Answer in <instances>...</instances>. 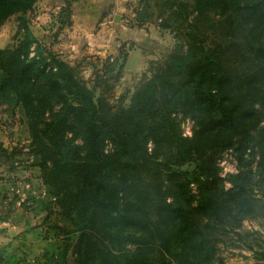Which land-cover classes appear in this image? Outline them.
I'll list each match as a JSON object with an SVG mask.
<instances>
[{
    "label": "trees",
    "instance_id": "obj_1",
    "mask_svg": "<svg viewBox=\"0 0 264 264\" xmlns=\"http://www.w3.org/2000/svg\"><path fill=\"white\" fill-rule=\"evenodd\" d=\"M38 1L0 0V27L15 17L20 35L0 50V105L21 109L28 154L65 225L52 264L70 249L73 264H224L220 245L233 236L252 251L238 230L264 220V0H138L133 21L156 10L174 45L125 105L107 97L123 48L91 66L89 88L30 30ZM225 152L236 172L222 178Z\"/></svg>",
    "mask_w": 264,
    "mask_h": 264
},
{
    "label": "rangeland",
    "instance_id": "obj_2",
    "mask_svg": "<svg viewBox=\"0 0 264 264\" xmlns=\"http://www.w3.org/2000/svg\"><path fill=\"white\" fill-rule=\"evenodd\" d=\"M76 1L78 0H73ZM138 7L137 5L132 9L133 13ZM34 10L27 15V18L30 30L39 43L55 54L57 51L61 52L58 54L59 57L76 67L80 78L89 88L93 86L91 66L96 65V62H93L95 60H92L95 51H81L76 55L69 53L68 50L62 51V47H66L65 44L70 41L68 35L72 31L65 29L60 31L57 27H49L50 25L33 27L32 22L36 16ZM147 15V19L141 24L135 23L134 17L124 16L125 27H108L107 31H101V27H96L95 35H89L96 37L100 32L99 34L102 33V36L106 37L105 40H109L108 35L111 33L112 38L120 45L115 48L116 43H112L111 40L108 44L107 42L104 44L106 46H99L100 51L106 50L103 58H117L120 48H123V53H127L122 75L117 82H111L114 85L107 94L112 105H118L120 98H122L121 103L127 104L143 75L149 77V64L151 62L161 64L173 48L172 35L170 31L160 29L156 10H153L152 14L149 11ZM131 24H134V27H131ZM19 38L17 22L15 17H11L0 27V50L12 47ZM76 47H79V44H76ZM85 47H87L86 43ZM190 127V121H181L182 131ZM28 152L29 133L21 109L6 104L0 105V259L2 264H52L67 243L66 236L60 230L65 229V225L60 221L58 208L48 203L43 195L44 185L40 170ZM219 165H222L221 172L228 173L233 168V156L229 152L223 153ZM238 232L253 245V250L246 249L243 243L233 236L232 240L220 245V256L224 264H264V220L259 218L246 220ZM247 234L249 235L246 238ZM70 237L72 242L70 240L69 242L72 245L75 235L72 233ZM66 264H73L71 249L66 255Z\"/></svg>",
    "mask_w": 264,
    "mask_h": 264
},
{
    "label": "crops",
    "instance_id": "obj_3",
    "mask_svg": "<svg viewBox=\"0 0 264 264\" xmlns=\"http://www.w3.org/2000/svg\"><path fill=\"white\" fill-rule=\"evenodd\" d=\"M68 1L69 0H39L35 5L36 10H34V14L36 16L34 15L35 17L32 25L33 27H48V25H50L49 27H57V30L60 31L64 29L71 30V34L68 35L70 41L67 42L65 44L66 47L63 46L61 50H68L69 53L75 55L81 51L92 52V50H94L95 53L93 54L94 57L92 60H95L93 62L96 63L98 60H104L105 58H103V56L106 54V50L100 51L99 46H106L104 44L106 42L108 44L111 40L112 43H116L115 48L120 47V45L112 38L113 35L111 33L108 35L110 37L109 40H105L106 37H103L102 33L99 34L100 32L96 37H89V35H95L94 31L96 27H101V31H107L108 27H125L123 23H125L126 20H124L123 17L130 16V18H133L135 14L132 9L136 8L138 5V0H78L71 4L69 24L65 23L61 25L59 14ZM115 19H118V21L116 22ZM84 37L85 39H83ZM85 43L87 47H85ZM76 44H79V47H76ZM95 48H98V50ZM60 53L61 52L57 51L56 54Z\"/></svg>",
    "mask_w": 264,
    "mask_h": 264
},
{
    "label": "built area",
    "instance_id": "obj_4",
    "mask_svg": "<svg viewBox=\"0 0 264 264\" xmlns=\"http://www.w3.org/2000/svg\"><path fill=\"white\" fill-rule=\"evenodd\" d=\"M182 136H183V137H187V138L191 137V127L188 128L186 131H183ZM227 153H228V152H227ZM220 166H222V165H219V167H220ZM235 172H236V163H235V161H234V159H233V168H232L231 170H229L228 173H226V172H220V176H221L222 178H224V177H226L228 174H233V173H235ZM225 185H226L227 187H229V184H228V183H226ZM43 195H44V193H43Z\"/></svg>",
    "mask_w": 264,
    "mask_h": 264
},
{
    "label": "water",
    "instance_id": "obj_5",
    "mask_svg": "<svg viewBox=\"0 0 264 264\" xmlns=\"http://www.w3.org/2000/svg\"><path fill=\"white\" fill-rule=\"evenodd\" d=\"M115 21L117 22V21H118V19H115Z\"/></svg>",
    "mask_w": 264,
    "mask_h": 264
}]
</instances>
